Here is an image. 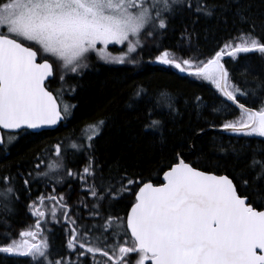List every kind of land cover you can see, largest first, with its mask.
I'll use <instances>...</instances> for the list:
<instances>
[{
  "label": "snow or ice",
  "instance_id": "6c2138e0",
  "mask_svg": "<svg viewBox=\"0 0 264 264\" xmlns=\"http://www.w3.org/2000/svg\"><path fill=\"white\" fill-rule=\"evenodd\" d=\"M185 11L196 17L193 24L213 16L227 24L230 16L238 26L237 35L206 59L191 47L193 33L185 26L181 40L189 42L191 54L185 58L164 50L150 61L212 84L223 98L213 113L235 115L238 110L235 119L219 125L208 122L191 136L215 130L264 137V82L242 88L222 63L225 56L236 59L250 53L264 60V10H254L252 0H0V130H7L0 134V152L7 158L21 138H42L66 126L77 105L65 101V95L76 93V86H65V75L81 76L93 54L106 65L138 63L145 42L161 38L171 20ZM110 45L123 46L120 54L113 55ZM57 68L61 87L54 94L46 82ZM248 70L246 65L244 73ZM166 100L149 94L144 84L134 85L129 97L128 107L142 101L136 119L142 120L145 133L159 135L148 145L149 159L166 143L164 120L155 117L162 114L175 121L182 115L172 97ZM202 105L203 98L194 97L193 106L198 110ZM110 118L86 123L70 144L66 137L45 145L33 154L26 172L19 166L16 171L11 165L0 168V217L15 214L24 192L34 218L18 240L3 233L8 242L0 244V254L30 258L29 264H264V151H254L239 176L235 169L232 175L220 174L221 168L228 171L222 159H227L230 146L201 150L202 170L186 162L183 150L191 152L196 146L184 136L173 147L159 184L136 171L142 158L127 163L117 158L105 175L96 141ZM70 154L84 156L82 169L66 167ZM245 172L252 173L251 180ZM65 178L79 184L75 208L63 192L57 193ZM37 180L51 191L31 199V185ZM128 196L133 199L125 214H113V205ZM85 209L87 216L82 214ZM49 223L60 224L67 237L66 252L56 257L46 235ZM0 224L11 227L6 219Z\"/></svg>",
  "mask_w": 264,
  "mask_h": 264
},
{
  "label": "trees",
  "instance_id": "16d2710c",
  "mask_svg": "<svg viewBox=\"0 0 264 264\" xmlns=\"http://www.w3.org/2000/svg\"><path fill=\"white\" fill-rule=\"evenodd\" d=\"M215 2L222 3L223 0H215ZM252 3L254 10H264L262 0H252ZM195 19L196 17L187 11L177 14L161 38L156 41L148 40L138 57L139 62L134 65H106L102 61L90 59L89 66L82 70L81 76L77 77L72 73L65 75V86H76L75 95H65V101L77 105L66 126H60L59 130H50L42 138H21L18 143L11 147L7 158L0 152V168L11 165L13 171H16L15 166H19L20 171L26 172L32 167L33 154L45 145L66 137L68 139L65 140V143L70 144L81 135V129L86 123L97 118L111 117L96 141V157L103 166L105 175L108 174L117 158H121L122 162L125 163L142 158L139 169L136 171L142 170V175L146 181L150 180L154 184H159L163 171L172 161L173 147L180 142L181 137L189 136L191 137L189 143H194L196 147L191 152L187 148L183 150L186 162L205 170L203 168L205 161L200 156L201 150L208 153L211 151V146L223 144L230 146V154L227 159H222V162L227 165L228 171L225 172L221 168L219 173L232 175L235 169V175L239 176V169L246 168L253 152L264 151V143H262L264 139L255 136L237 137L227 132H209L207 135L191 136L193 130L198 131L199 128L206 127L208 122L219 125L225 119H235L239 115L238 110L235 111V115L213 113L212 108L220 107V100L223 99L213 85L207 81L188 77L169 66L150 63L164 50H170L185 58L191 54L188 51L189 42L181 40L185 26L193 33L191 47L196 50L200 59L208 58L214 51L219 50L225 40L237 35L238 26L233 23L230 16L227 17V24L218 16L201 18L193 24L192 21ZM257 34H261L259 29H257ZM109 47L113 48V46ZM113 49L116 50V48ZM222 63L228 69L232 82L239 84L242 88L246 86L254 88L257 83L264 82V60L260 59L258 54H241L236 59L224 57ZM246 65L249 70L244 73ZM245 80L248 82L247 85L244 84ZM137 84L147 85L149 94L154 95L162 102L166 103V97H172L182 113L175 121L165 118L162 114L155 117L164 120L166 143L162 150L157 148L151 159L147 155L148 145L152 141L158 140L159 135L146 134L141 127L142 120L136 119L138 115L136 109L142 101L138 102L136 107H128L133 86ZM48 87L54 94L61 87V81L56 75L48 83ZM196 96L203 98V105L198 110L193 106V99ZM241 102L244 103L245 101L242 99ZM246 106L258 107V104L247 103ZM232 148L235 149V154L231 152ZM237 154L239 160L235 158ZM85 162L83 155L72 156L70 154L65 165L73 170H78L83 168ZM245 175L249 180L252 179L251 172H245ZM65 179V184L57 185V193L63 192L68 203L75 208L80 199L79 184L71 178ZM21 183L18 181V189ZM68 183L72 185L71 190L68 188ZM50 191L51 186L45 188L44 181L37 180L31 185V199ZM27 195L24 192L20 193L19 202L14 206V215L6 218L0 217V219H6L7 224L11 226L6 229L0 224V244L8 242L3 238L5 231L11 233V238L17 239L21 230L34 223V218L26 207L31 202L26 199ZM132 199L131 196H128L127 199L114 204L111 209L112 213L118 214L120 212L124 215ZM82 214L87 216V210H83ZM49 228L50 232H46V235H48L51 250L55 253L54 257L64 254L67 237L61 225L49 223L47 229ZM29 261L30 258L27 257H8L0 254V264H29Z\"/></svg>",
  "mask_w": 264,
  "mask_h": 264
},
{
  "label": "rangeland",
  "instance_id": "374dc122",
  "mask_svg": "<svg viewBox=\"0 0 264 264\" xmlns=\"http://www.w3.org/2000/svg\"><path fill=\"white\" fill-rule=\"evenodd\" d=\"M148 41H146L145 42V44L147 43ZM110 46H113V45H110ZM123 46H121V45H115V46H113V48H116V50H114L112 47H109V48H111L110 49V52H112V54L113 55H119V52H120V49L122 48ZM91 59H95V54H93L92 55V58ZM89 61H90V59H89ZM88 61V62H89ZM70 73V72H69ZM59 74H60V70H59V68H57V74H56V77H58L59 78ZM212 85V84H211ZM86 134V133H85ZM119 215H121V216H123L120 212L118 213ZM48 226V225H47ZM46 226V227H47ZM50 229V228H49ZM19 239V237L17 238V240ZM52 253H54V251H52ZM55 256V253L53 254V257Z\"/></svg>",
  "mask_w": 264,
  "mask_h": 264
},
{
  "label": "water",
  "instance_id": "95a60500",
  "mask_svg": "<svg viewBox=\"0 0 264 264\" xmlns=\"http://www.w3.org/2000/svg\"><path fill=\"white\" fill-rule=\"evenodd\" d=\"M225 57H228V56H225ZM52 78H50V80H51ZM2 131H7V130H0V134H2ZM210 132H216V133H223L222 131H215V130H213V131H210ZM166 171V170H165ZM162 180H163V173H162V175H161V177H160V183L162 182Z\"/></svg>",
  "mask_w": 264,
  "mask_h": 264
}]
</instances>
